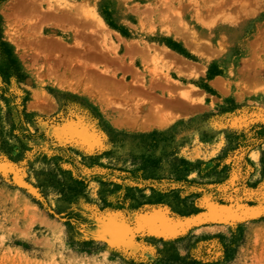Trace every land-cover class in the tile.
Returning a JSON list of instances; mask_svg holds the SVG:
<instances>
[{
  "label": "rangeland",
  "instance_id": "374dc122",
  "mask_svg": "<svg viewBox=\"0 0 264 264\" xmlns=\"http://www.w3.org/2000/svg\"><path fill=\"white\" fill-rule=\"evenodd\" d=\"M34 1L0 0V264H264V0Z\"/></svg>",
  "mask_w": 264,
  "mask_h": 264
},
{
  "label": "bare ground",
  "instance_id": "6f19581e",
  "mask_svg": "<svg viewBox=\"0 0 264 264\" xmlns=\"http://www.w3.org/2000/svg\"><path fill=\"white\" fill-rule=\"evenodd\" d=\"M37 1V0H36ZM36 1H34V2H36ZM50 2V1H49ZM37 4V3H36ZM50 4V3H49ZM77 6V5H76ZM75 6V7H76ZM58 7V6H57ZM79 7V6H78ZM50 8V7H49ZM72 8V7H71ZM74 10H75V8H73ZM66 11V10H65ZM69 11V10H68ZM78 11V10H77ZM87 11V10H86ZM85 11V12H86ZM50 12V11H49ZM48 12V13H49ZM53 12V11H52ZM75 13V12H74ZM73 14V13H72ZM82 14V13H81ZM87 14V13H86ZM74 15V14H73ZM85 15V13H83V16ZM88 15V14H87ZM62 16V15H61ZM75 16V15H74ZM73 16V17H74ZM78 16H79V13H78ZM77 15L75 16L76 18H77V20H79V17H78ZM67 17V16H66ZM65 18V17H64ZM67 18H69V17H67ZM72 20V19H71ZM206 20V19H205ZM209 21V20H208ZM79 22V21H78ZM99 22L100 23H102V25H104V21L100 18L99 19ZM62 27V26H61ZM76 30V29H75ZM173 31V30H172ZM75 32H77V31H75ZM181 36V35H180ZM77 37V36H76ZM179 37V36H178ZM13 41V40H12ZM181 73V72H180ZM86 89V88H85ZM187 93V92H186ZM209 207H210V210H209V212L207 211L206 213L204 212V213H202V214H198V215H196V216H193V217H187V218H183L184 220H178V221H176V222H169L168 220H164V224H165V226H163L164 227V230L162 229V230H160V231H166V232H170V233H172V232H174V231H177V227L179 226V227H181L182 229H186L187 227H189V226H191L193 223H195L196 221L197 222H201L202 220H204V219H206L207 217L209 218V217H216L217 216V214H218V209L219 208H229L230 206H223V205H217L216 203H214V202H210L209 203ZM231 210V209H230ZM219 211H220V209H219ZM229 211V210H228ZM237 212V211H236ZM228 215L230 214V213H227ZM232 214V213H231ZM219 215H221V213L219 214ZM218 215V216H219ZM222 215H224L223 213H222ZM206 217V218H205ZM211 217V218H212ZM170 220V219H169ZM173 221V220H172ZM196 222V223H197Z\"/></svg>",
  "mask_w": 264,
  "mask_h": 264
}]
</instances>
